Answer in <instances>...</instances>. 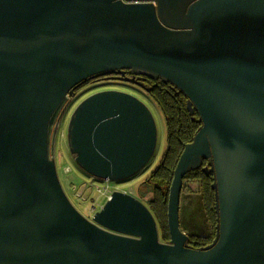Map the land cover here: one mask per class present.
Masks as SVG:
<instances>
[{"label": "water", "instance_id": "1", "mask_svg": "<svg viewBox=\"0 0 264 264\" xmlns=\"http://www.w3.org/2000/svg\"><path fill=\"white\" fill-rule=\"evenodd\" d=\"M141 76L177 88L202 123L174 170L168 242L125 192L85 217L54 154L77 88H144ZM67 137L85 173L121 181L146 167L157 127L140 99L106 90L77 106ZM204 161L216 235L193 249L181 193ZM0 264H264V0H0Z\"/></svg>", "mask_w": 264, "mask_h": 264}, {"label": "rangeland", "instance_id": "2", "mask_svg": "<svg viewBox=\"0 0 264 264\" xmlns=\"http://www.w3.org/2000/svg\"><path fill=\"white\" fill-rule=\"evenodd\" d=\"M106 90L126 92L140 99L151 111L157 127V144L152 158L139 173L121 181L100 180L85 173L75 162V155L70 152L68 145V126L77 106L90 95ZM166 148V120L150 94L144 93L129 84L101 80L80 88L75 97L70 100L59 123L54 154L58 174L66 194L85 217L93 219L96 212L102 209L115 191L128 193L147 204L152 199L151 188L142 187L139 192V186L159 165ZM180 219L181 229L188 235L210 236L211 230L201 202V184L199 181L186 180L184 182L180 202ZM160 240L163 242L161 234Z\"/></svg>", "mask_w": 264, "mask_h": 264}, {"label": "trees", "instance_id": "3", "mask_svg": "<svg viewBox=\"0 0 264 264\" xmlns=\"http://www.w3.org/2000/svg\"><path fill=\"white\" fill-rule=\"evenodd\" d=\"M98 81L100 80H91L77 88L76 92L80 88ZM154 83L155 85L149 88L151 93H148L165 117L167 148L159 165L139 186V192L142 187L151 188L152 199L145 205L150 209L158 223L162 240L168 242L170 237L167 222V207L174 170L184 146L192 141L202 123L198 113L192 115L188 109L187 99L183 93L179 92L172 85L163 83L161 80L154 81ZM186 180L200 182L201 202L206 219L210 225L211 234L209 237L189 235L188 245L193 249H200L210 245L216 235L218 216L215 209V191L212 189L213 174L207 175L203 169L194 170L187 173L184 182Z\"/></svg>", "mask_w": 264, "mask_h": 264}, {"label": "flooded vegetation", "instance_id": "4", "mask_svg": "<svg viewBox=\"0 0 264 264\" xmlns=\"http://www.w3.org/2000/svg\"><path fill=\"white\" fill-rule=\"evenodd\" d=\"M126 77H132V76H130V74L127 72L126 73V75H125ZM97 80H110V81H114V82H121V83H125V84H129V85H132V86H134L135 88H137L138 90H140V91H142V92H144V93H148L146 90H145V88H151V87H153L154 85H155V83H154V80H152V79H150V78H148V77H145V76H141L140 78L139 77H136V80H138L139 81V83H142L143 85H144V88H141V87H139V86H137L136 84H132V83H128V82H125V81H121V80H117V79H107V78H99V79H97ZM95 81V80H94ZM159 83V82H158ZM179 91V90H178ZM180 92V91H179ZM151 93V92H150ZM182 93V92H181ZM184 95V94H183ZM152 98V97H151ZM187 99V98H186ZM191 113H192V115L193 114H195V113H197L195 110H194V108H192V110H191ZM207 165V162L206 161H204L203 162V165H202V167L201 168H199V169H203V167H205ZM199 169H197V170H199ZM163 242H165V241H163Z\"/></svg>", "mask_w": 264, "mask_h": 264}, {"label": "built area", "instance_id": "5", "mask_svg": "<svg viewBox=\"0 0 264 264\" xmlns=\"http://www.w3.org/2000/svg\"><path fill=\"white\" fill-rule=\"evenodd\" d=\"M125 3H143V2H152V0H121Z\"/></svg>", "mask_w": 264, "mask_h": 264}]
</instances>
